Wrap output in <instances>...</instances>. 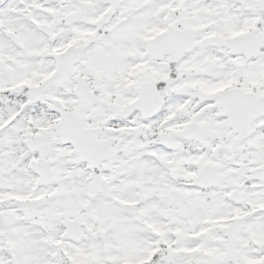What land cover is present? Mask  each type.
I'll return each instance as SVG.
<instances>
[{
    "label": "snow or ice",
    "instance_id": "1",
    "mask_svg": "<svg viewBox=\"0 0 264 264\" xmlns=\"http://www.w3.org/2000/svg\"><path fill=\"white\" fill-rule=\"evenodd\" d=\"M0 264H264V0H0Z\"/></svg>",
    "mask_w": 264,
    "mask_h": 264
}]
</instances>
